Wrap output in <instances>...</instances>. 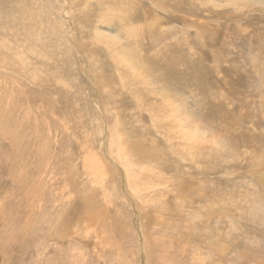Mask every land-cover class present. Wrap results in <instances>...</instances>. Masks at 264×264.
I'll return each instance as SVG.
<instances>
[{"label":"rangeland","instance_id":"obj_1","mask_svg":"<svg viewBox=\"0 0 264 264\" xmlns=\"http://www.w3.org/2000/svg\"><path fill=\"white\" fill-rule=\"evenodd\" d=\"M186 1L192 7L180 8L179 13L189 17L190 23L185 25L178 20L180 24H175V28L177 26L186 32L201 22L206 25L201 29H205L203 33L213 43L212 49L216 52L213 64L206 55L203 36L190 39L188 34V45L178 46L185 53L192 47L190 61L196 52L199 65L204 64L207 68L200 70V66L199 71L195 69L199 67L194 65L197 63L187 64V69L189 67L193 72L190 83H205L207 96H202L195 86L191 95L188 92H182L181 96L167 95L169 88L162 91L163 85L158 80L153 84L157 93L171 97L175 106L178 105L179 112H175L177 122H194L202 126L199 131L202 134L208 130L215 133L211 134L214 136H211L205 150L199 145L209 134L203 135L202 139L199 137L203 142L197 143L196 150L204 156L194 161L189 159L193 162L187 160L190 167L183 163L175 167L177 163L170 158V150L166 143H162L163 139L159 142V151L163 154L157 157L158 163L136 157L137 152L146 154L151 150L153 142L145 140V143L141 137L153 136L143 124L148 127V121L153 117L143 112L135 118L132 114L136 109L133 100L123 93L119 83L122 80L126 84L129 79L136 83L138 78L135 73L130 74L128 68L116 63L120 59L118 51L131 53L136 60L140 53L145 61L159 58L155 50L160 48V41L167 33L162 32L152 38L150 31L156 29L160 18L156 16L148 24L143 11L147 7H156L165 15L162 3L150 0H74L71 4L69 0H60L56 7L54 4L49 10L46 7L50 40L44 49L51 56L41 60L31 51V55L26 54L34 57L32 61L27 58L29 61L41 62L47 69L64 70L65 74L56 80L58 87L67 89L70 95L79 93L76 94L77 116L82 119L79 121L77 117V122L66 123L65 134L53 125L46 107L40 106L37 110L34 105L39 102V96L47 99L49 90L41 87L24 70L21 83L16 79L19 76L11 77L13 74L9 69L13 70L12 65L16 62L10 56L11 62H5L3 54H6V49H0V61L8 65L9 73L2 77L0 68L1 77L8 81L5 83L0 79L4 82H0V106L6 102L3 92L5 95L8 90L12 93L13 85L17 95L16 98L13 93V98L17 99L13 106L0 107L2 121L5 118L8 121L6 115L13 112V120L8 121L9 124H5L6 119L0 122V264H264V88L259 86L257 76L258 73L264 78V44H261L264 43V0H216L218 4L223 3V7L208 2L213 0ZM226 1L231 6L236 4L239 9L226 6ZM194 7L210 10L199 16L200 11ZM50 11L54 15H50ZM192 11L197 16H193ZM76 18L82 21V27L77 28ZM124 18H129V21L125 22ZM68 20L72 28L62 26ZM126 23L131 26V31H126ZM96 25H100L99 29ZM92 39L102 41L107 50L99 49L100 46L90 49ZM32 47L38 49L37 44ZM19 50L25 52L23 47ZM117 65H122L123 69ZM156 75L153 72L150 78L153 80ZM14 79L22 87L16 86ZM220 95L225 100L222 101L224 111H227L226 120H222L225 131L214 120L211 123L204 112L210 98L217 102ZM23 102L31 103L34 111L32 118L28 117L25 122H22L23 115L20 114ZM98 103H103L104 107L106 104V109H98ZM52 104L50 101L46 106ZM211 106L215 112L218 111V105L213 103ZM85 110L89 112L83 117L81 113ZM35 113L49 116L44 123L38 121L36 139L32 126ZM54 115L58 114L54 112ZM70 119L66 117V120ZM113 123L119 129L113 135L110 131L104 138L106 129ZM46 130L51 131L47 133L48 140L42 142ZM243 131L255 136L257 142L254 146L244 142ZM199 132L196 133L199 135ZM222 133L235 134V144L225 142ZM119 134L122 138L118 143L129 154L128 159L124 154L122 159H117L118 149L110 146L111 139L120 140ZM16 138L19 139L17 143ZM82 143L86 149H78ZM185 145L181 143L178 150L183 152ZM84 149L94 153L107 166L101 163L100 170L84 175ZM113 157L117 169L121 167L118 171L122 175L130 162L132 178L124 175L119 180L115 179L116 166L110 162ZM71 163L78 165L77 171H66ZM41 175L46 179V183H41V187L45 186L43 195L31 187L33 181L39 182ZM86 189H91L92 193L85 201ZM174 197L177 207L172 208L169 203ZM150 210L160 215H155L153 220L141 215V212L147 215ZM145 233H150L147 246Z\"/></svg>","mask_w":264,"mask_h":264},{"label":"bare ground","instance_id":"obj_2","mask_svg":"<svg viewBox=\"0 0 264 264\" xmlns=\"http://www.w3.org/2000/svg\"><path fill=\"white\" fill-rule=\"evenodd\" d=\"M69 1H70L71 4L74 3V0H69ZM146 1H148V0H146ZM150 1L151 2L154 1V2H157V3H162V6H164L163 10L165 11V15L162 14L161 11L158 10L156 7H154V8H148L147 7L143 11L144 14L147 15L145 19H146V21H147L148 24H150V22L152 20L156 19V16L158 18H160V20L158 22L159 25L156 27V29L153 28L150 31V34L149 35L152 38H153L154 35L160 36L162 34V32L164 34L167 33L166 36H165V38L160 41V45H159L160 48H157V50H155V54H156V56H159V58L158 57H155V61L152 60L151 62L145 61V58L140 53L138 55L139 58L136 60V59H133L131 57L132 56L131 53L124 52V50H123V51H118L119 52V55H120V59L116 62L118 64H122L125 69L128 68V70L130 71V74H131V72L132 73H135V77L137 76V78H138V81L136 83H133V80H132V82H130V79L126 81V84L122 80H120V82H119L120 83V86L122 85V87H123V93H126V94H128L130 96V98L133 100L132 103H133L134 108L137 109V110L136 109H133L134 111H132V114L136 116L135 118H139L140 115L143 112H147V114L149 116H152L153 117L150 121H148V127L149 128L147 127V125L145 123H143L144 124V128L147 129V130H149L151 133H153L152 134L153 136L152 137H150V136L141 137L144 141L146 140L147 142H151V141L153 142L152 143V146H151V150L148 153H146V154H143L142 151L141 152H137V156L136 157H141V158H144V159H150L154 163H158L157 160H156V159H158L157 157H159V156H161V154H163V153H161L159 151V146H160L159 142L163 139L162 143H166L165 145L167 146V149L170 150L169 151L170 158L174 161V163L175 162L177 163V164H175V167H176V165L179 166L180 165L179 163H183L185 166L190 167L188 165V161L187 160L191 159V160L194 161L196 158H202L204 156L203 154L199 153L196 150L197 149L196 148L197 143L199 141H202L203 142V140H200V138L202 139L203 138V135H207V133L209 134V137L208 138L207 137L204 138V140H205L204 143L205 144L203 143L202 145H199V146H201L202 150H205L204 147L205 146L206 147L208 146L207 143L210 141L211 136H214V135H211V134H215V133L213 131H211V130H208L206 134H202V132H199L200 130H202V126L201 125L196 124V123L194 124V122H190L189 124H184V123H179V122L176 121V118L177 117H176L175 112H179V108L177 107L178 105L176 104L177 106H175V104L172 101L171 97L169 96L170 98H168L167 95H169L171 93L174 96H178V95L181 96V93L182 92H188L191 95V93L193 92V86H195L196 88L199 89V91L202 94V96H207L206 95L207 94V91H206L207 89H205V86H204L205 83L204 84L202 82H196V83H193V84L190 83V80H191V78L193 76V72L192 71H189V69H190L189 67L187 69V64L190 63V65H193L194 62H195L197 64H194V65H199L200 59L197 57L198 55H196V52H195V54L193 53V56H192V59L193 60L190 61L191 55H192V51H193L192 50V47L189 48V49H187L188 52L185 53L184 52L185 50H182V48H179L178 46L179 45L181 46V45H184V44L188 45L187 42L189 40H187V39L188 38L191 39L192 36L193 37H195V36H203L205 38L204 46H205V50H206V55L209 57V60H210V58L213 60V64L216 62L214 60V57H213V56H216V52H214V50L212 49L213 43L210 40L206 39L208 37H207L206 34L203 33L205 29L202 30L201 28L202 27L204 28L206 25H203L201 22H197L196 21L197 23H199V25L198 24H195L194 26L188 28L189 33H188V31L185 32L184 30L178 28L177 26L175 28V24H178L179 23L178 20H180V23H183L185 25H187L188 23H190V18L189 17L182 16L179 13V12H181L179 10L180 8H187V7L190 8V7H192V5L189 4V1H186V0H171V1L170 0H163V1L162 0H150ZM193 1L195 3H198V2H200L202 0H193ZM208 2L210 4H212V5H214V6H217V7L223 5V3L218 4L216 0L208 1ZM59 3H60V0H0V49H2L4 51L6 49V54H3L4 57H5V62H11V60L9 59V56L12 57V59L15 60L14 62H16V64L12 65L13 70L12 69H9L10 70V73L13 74V75H10L11 77L19 76L18 78L16 77V79L18 81H20V83H21V78L24 77V75L22 76V71L24 70L25 71V74L32 76V78L34 80H36L41 85V87H43V88L46 87L49 90L48 91V98L47 99H44L41 96H39L40 97L39 98V102L36 103V104H34V105H35V107H36L37 110H38V108L40 106L46 107L47 112H48V114L51 117V120H52L53 125L56 128L60 129L61 133L65 134L66 123L67 124H71L73 122H77L76 119H75V118L78 117L77 116L78 115V112H77V102H76L77 96H76V94H79V93H74V95H70L69 94V91L67 89H64L62 87L61 88L58 87L59 84H58V82L56 80L60 76H62V75L65 74L64 73L65 72L64 70H59L58 68L54 69V67H52L51 69H47L46 67H44L43 64H41V62H39V63H33V62H31L34 57L33 56L32 57L28 56V54L30 53V51L32 52V54L34 56L40 58L41 60L44 59V58H46V57H48V56H51V53H48V51H46L44 49L45 43L48 40H50V33H49V26L50 25H49V17L46 16L47 15V13H46V7L49 10V8L52 6V4H54V6L56 7ZM226 3H225L226 6L228 5L229 7L236 8V4L234 6H231L230 3H228V1H226ZM203 6H206V5H203ZM237 6H238V4H237ZM229 7H228V9H229ZM194 8H195L196 11H200L199 16L205 15L206 12L208 10H210V9H207V7L204 8V9H199V8H196V7H194ZM236 9H239V8H236ZM232 10H235V9H232ZM49 13H50V15H54V13L52 11H50ZM134 13H135V16H136L137 13L136 12H134ZM191 13H192L193 16H197L196 13H195V11H192ZM243 14H245V13H243ZM247 16L250 17V15H247ZM254 18L255 17H253L252 22H253ZM76 19H77V22H76L77 28L82 27L83 26L82 21L81 20L78 21L79 20L78 18H76ZM124 21L125 22L129 21V18H124ZM215 24L216 23H214V25ZM62 26H67V27L70 26L72 28V24H71V22L69 20L66 21L65 23H62ZM99 26L100 25H96V27L98 29H99ZM96 27L93 26V29L96 28ZM135 28L136 27L134 26V29ZM58 29H59V27H58ZM126 29H127L126 31H131V26L130 25H127V23H126ZM188 34H189V36H188ZM186 36H188V38H186ZM2 40L4 41V43L2 42ZM34 44H37L38 45V49L36 48L37 50H35L32 47ZM89 44L91 46L90 49H93L94 46H100L99 49L107 50L106 49V45H103L102 41L99 42V41H97L95 39H92ZM248 44L251 45V42L248 41ZM261 44H264V43H261ZM259 46H260V44H259ZM20 47L25 48V52L21 53L20 50H19ZM257 50H258V48H257ZM110 51L113 52V53H116L117 52L116 50H112V49H110ZM195 51H197V50H195ZM208 51H210V55H208ZM251 51H253V50H251ZM26 53H28V54H26ZM204 53H205V51H204ZM218 54H219V52H218ZM30 55H31V53H30ZM193 57H195L197 59L195 60ZM27 58L30 59L31 61H29ZM33 65H35L37 67L35 70H33L34 67H35ZM203 65L204 64H202V66L199 65V67H197V68H195L196 66L195 67L192 66V68L198 69L201 66L200 70L202 69V67L204 68V70H207V68L204 67ZM7 66L8 65H6L2 61H0V68H2V71H3L2 77L4 76V73L9 74L7 72V68H6ZM121 66L120 65H117V67L119 69L120 68L123 69V67H121ZM204 70H203V73H204ZM153 72H155L157 75H156V78L152 80L150 78V74L153 73ZM196 74L197 73H195V76H196ZM118 76H120V75H118ZM254 76H256V75L254 74ZM257 76H258L260 82L259 83L257 81L256 82L263 89L264 88V84H263L264 83V78L262 79V76L263 75L260 76V74L257 73ZM2 77L0 75V79L5 80L4 82L7 83L8 82L7 79H3ZM113 79H115V77ZM120 79H122V77ZM17 80L14 79L13 80V83H16V86L18 85V86L22 87L20 85V83L17 82ZM110 80H111V78H110ZM156 80H158V81H160L162 83L163 86L160 85L162 87V91H164L165 89L169 88V91H167V95H163V94L157 93L156 85L153 84L154 81L156 82ZM0 82H3V81H0ZM67 83H69V82H67ZM62 86L65 87V85H63V84H62ZM160 86H159V88H160ZM66 88H67V85H66ZM10 93H11L10 90H8V93H6V95L3 92V97L6 100V102L4 104H2V105H4V107H6L7 105L9 106V104H12V106H13V104L16 103V101H17V99H14L13 98L14 97L13 93L15 94V96L17 98L16 91H14V85H13V91H12L11 94ZM216 93H215V95H216ZM24 95H25V97H29L28 94H26V93H24ZM213 96L214 95H211V98ZM211 98H210V102L205 105V107H204L205 111L204 112L206 114H208L207 115V118H208V120L211 123H213V120H214V122H217L223 128V130L225 131L226 128L224 129L222 120L223 119L226 120V118H227V111H224V106L225 105H223V103H222V101L224 100L223 99V96L220 95L217 98V102H215L214 100H212V99H216L215 97L212 98V99ZM50 101H53V104L50 107L46 106V104L48 102H50ZM213 103H214V105H218V107H217L218 108V111L217 112H215L213 110V107L211 106ZM22 106H23V110L20 111V114L23 115L22 116V122H25V121L28 120V117L32 118V114H33L34 111L31 108V106H32L31 103H27L26 104V103L23 102L22 103ZM97 108L98 109H100V108L106 109V104H105V107H104V104L103 103H102V105L100 103H98L97 104ZM184 109H185V106H184ZM185 111H187V110H185ZM7 112H8V109L6 110V114H7ZM54 112H56L58 115H54ZM88 112L89 111L85 110L84 113H81V116H83V117L86 116ZM2 113H0V122L3 119V114ZM224 115H226L225 118H224ZM6 116L8 117V121L9 122H11L13 120V112L11 114L6 115ZM66 117H69L71 119L70 120H66ZM48 118H49V116L46 115V114H43V115L40 116L39 114L36 115V113H35L34 118L32 119L33 120V123H32L33 125L32 126H33V128L35 130L34 139H36V137H35L36 133H39V131H37L38 130V125H39L38 124L39 123L38 121L40 120V121H42L41 123H44L45 121L48 120ZM78 118H77V120L81 121L82 118L81 119H80V117H78ZM177 120L179 121V119H177ZM215 120H219V121H215ZM8 121L6 119V123L5 124H9ZM180 121H182V120H180ZM98 122H99V120H98ZM97 125H98V123H97ZM7 126H6V128H7ZM10 127H11V125H10ZM200 127H201V129H200ZM22 128H23V126H22ZM118 129H119V126L116 127L114 125V123L113 124H110V127L108 129H106V131H105L104 138L106 137V135L110 131L112 132V133L110 132L111 135H113V134L116 133V130H118ZM42 131H43V129L40 130L41 133H42ZM50 131L51 130H46L45 131L46 132V134H45L46 136L43 138V141L42 142H45V140H48L47 133H49ZM232 131H231V133H232ZM252 131H254V129H252ZM16 132L18 133V131H16ZM196 132H199L200 134L198 135ZM117 133H119V131ZM241 133L243 134L244 142L247 143V144H249L250 147H252V145L254 146L255 142H257V140L255 139V136H252L251 134H248L247 132H244V131L241 132ZM230 134L222 133V135L225 137L224 138V141L225 142L227 141L228 144H229V142L235 144V138H234L235 137V134H232V135H230ZM101 136H103V135H101ZM52 137H53V134H52ZM17 138L15 139V143H17L19 141V139H17ZM119 138H120V140L118 138L111 139V137H110L109 138V139H111L110 140V146L118 149L117 154L115 153L116 154L115 157L117 159H122L123 158V154H124V158L125 159H128L130 157L129 154L127 153V151L125 149H121V146L118 143V142L121 141V138H122L120 134H119ZM131 138H133V137H131ZM141 138H139V139H141ZM157 138H159V141L157 140ZM5 139H6V137H5ZM155 140H156V142H155ZM219 140H221V138H219ZM146 141H145V143H146ZM184 142H186V145L184 144ZM15 143L12 142V144H15ZM181 143H182V145H185V148L187 150L186 149L184 150V148H183V152H181V151L178 150L177 147L179 145H181ZM213 143H215V142H213ZM222 143H224V142H222ZM147 144L149 145V143H147ZM198 144H200V143H198ZM215 144H217V143H215ZM46 145H44V146H46ZM115 146H117V147H115ZM249 146H247V147H249ZM81 147L86 149V146L83 143L78 146V149L81 148ZM198 148H200V147H198ZM85 149L83 150V155H82V157L84 159L82 163L85 162L83 164V165H85V173H84V175L91 174L93 171L100 170L102 164H104V165L107 166V164L105 162H103V163H102V161L100 162L99 161V158H97V156L95 157V154L94 153L86 152ZM219 149H221V148H219ZM146 150H148V149H146ZM165 150H166V148H165ZM200 152H202V151H200ZM39 154H41V153H39ZM183 156L184 157H187L188 159L183 158ZM115 157L110 158V162L114 166H116V164H115ZM257 157L260 158L261 155L258 154ZM160 158H163V157H160ZM253 158H255V157H253ZM102 160H103V157H102ZM191 160H189V161H191ZM193 161H191V162H193ZM174 163H170V164L172 165ZM47 165L48 164H46V166ZM130 165H131L130 162H128V164L126 166V170H125V174L124 175L127 176V177L130 176V178H132L131 175H130V172H129ZM77 166L78 165H76L75 163H71L67 167L66 171L68 169H69L68 171H70V172H73L74 169L77 171ZM118 169H121V167H118ZM118 169H117V166H116V172H114V175L116 176L115 177L116 180H119L121 176H124V175H122L118 171ZM41 176L38 177V179H39V182L37 181L38 183L36 181H33L31 183V187L32 188L34 187L38 191H41V194L43 195V193L45 192V190H44L45 186L42 185V187H41V183L42 182L43 183H46V179L43 178L44 176H42V177ZM70 177L74 178V176H72L71 174H70ZM164 178H167V177H164ZM184 180H187L188 181V178H185ZM161 184H159V185H161ZM85 193H86L85 194V197H86L85 198V201H86V199L89 197V194L92 193V190L91 189H86L85 190ZM186 201H187V199H186ZM221 202H224V201H221ZM185 204H186V202H185ZM169 205L172 208L177 207V199L176 198L175 199H171ZM223 205H224V203H223ZM163 206H165V205H163ZM164 208H168V207L165 206ZM206 212H208V211H206ZM158 214L159 213H157L156 211H151V210H150V212L147 215L144 214L143 212H141V215L147 216L151 220H153L155 218V215H158ZM57 218L61 219V216H57ZM159 218L161 219L162 216H160ZM192 218H194V217H192ZM162 221H163V218H162ZM192 226H193V224H192ZM188 227H190V226H188ZM182 228H184V227L182 226ZM193 228H195V227H193ZM162 229H164V228H162ZM194 233H195V231H194ZM145 236H146L145 244L147 246V244L149 243L150 233H148V235H147V233H145ZM101 238H102V236L99 237V239H101ZM162 241H164V240H162ZM192 256H194V254ZM189 264H192V263H189ZM193 264H194V262H193Z\"/></svg>","mask_w":264,"mask_h":264}]
</instances>
